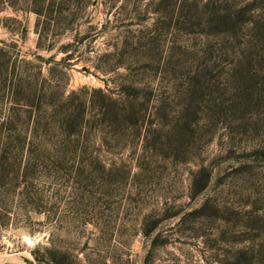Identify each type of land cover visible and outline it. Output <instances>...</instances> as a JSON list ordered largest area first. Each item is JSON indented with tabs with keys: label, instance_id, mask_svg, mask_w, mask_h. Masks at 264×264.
<instances>
[{
	"label": "rangeland",
	"instance_id": "rangeland-1",
	"mask_svg": "<svg viewBox=\"0 0 264 264\" xmlns=\"http://www.w3.org/2000/svg\"><path fill=\"white\" fill-rule=\"evenodd\" d=\"M82 22L48 53L34 15L0 13L2 76L103 165L35 163L40 213L0 196V264H264V0H93Z\"/></svg>",
	"mask_w": 264,
	"mask_h": 264
},
{
	"label": "trees",
	"instance_id": "trees-1",
	"mask_svg": "<svg viewBox=\"0 0 264 264\" xmlns=\"http://www.w3.org/2000/svg\"><path fill=\"white\" fill-rule=\"evenodd\" d=\"M92 2L93 0H0V13L10 9L15 13L34 15L36 49L49 53L54 49L57 35L75 31L83 24L85 10ZM68 47L70 45L61 48L64 54L62 61L71 58ZM35 58L43 60L39 55ZM52 58L50 56L46 61H52ZM6 63L4 61L0 67L7 65ZM3 73L2 68L0 77L3 85H0V93L14 106L7 116L0 117V196L20 195L31 208L30 211L40 213L43 212L41 209L33 207L35 197L32 193V181L38 167L35 163H48L50 167L46 166L43 170L55 173L65 170L68 163L79 173L103 169V165L92 155L89 146L82 142V127H75L73 115H57L56 112L40 114L45 95L25 82L24 73L11 79L2 76ZM52 104L49 103L48 106ZM19 112L23 114L26 123L32 124L19 128ZM15 160L18 166L9 167L8 162ZM22 161L25 162L24 166L19 165ZM2 210L0 207V227H5L8 221L1 213ZM34 259L38 264L58 262L51 256L50 249L45 247L41 257L35 255Z\"/></svg>",
	"mask_w": 264,
	"mask_h": 264
},
{
	"label": "water",
	"instance_id": "water-1",
	"mask_svg": "<svg viewBox=\"0 0 264 264\" xmlns=\"http://www.w3.org/2000/svg\"><path fill=\"white\" fill-rule=\"evenodd\" d=\"M95 3H93V5H94Z\"/></svg>",
	"mask_w": 264,
	"mask_h": 264
}]
</instances>
